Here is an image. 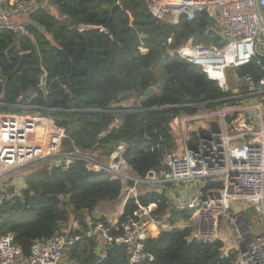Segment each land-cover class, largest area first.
I'll list each match as a JSON object with an SVG mask.
<instances>
[{
    "label": "trees",
    "instance_id": "1",
    "mask_svg": "<svg viewBox=\"0 0 264 264\" xmlns=\"http://www.w3.org/2000/svg\"><path fill=\"white\" fill-rule=\"evenodd\" d=\"M152 1L46 0L50 9L41 1L29 16L31 37L0 31V110L51 116L65 130L64 151L112 158L123 143V158L140 178L160 174L165 169L163 153L176 148L171 117L237 100L225 102L231 92H224L201 67L171 53L190 40L222 46L217 19L203 9L180 13L171 22L156 12ZM171 11V5L162 7L164 14ZM87 25L94 27L79 31ZM237 73L263 76L255 60ZM123 102L127 105L115 107ZM192 136L195 145L198 135ZM51 163L27 174L19 193L7 188L0 207V234L13 233L26 255L34 240L52 236L74 219H106L94 216V210L102 201H117L122 193L120 179L104 170L92 171L85 160L73 158L66 170L60 165L48 169ZM220 185L209 181L203 190ZM137 201L154 216H168L165 223L170 227L145 240V251L153 259L134 264H234L236 253L224 254L222 240L189 243L192 228L177 224L187 222L194 209L172 206L165 192L150 189L132 196L120 224L133 216ZM96 246L95 239H86L69 256L83 259ZM96 264L131 263L126 246L112 244Z\"/></svg>",
    "mask_w": 264,
    "mask_h": 264
},
{
    "label": "built area",
    "instance_id": "2",
    "mask_svg": "<svg viewBox=\"0 0 264 264\" xmlns=\"http://www.w3.org/2000/svg\"><path fill=\"white\" fill-rule=\"evenodd\" d=\"M152 2L160 15L163 6L171 5L178 15L206 9L217 19L215 28L222 38V46L194 44L190 40L171 53L201 67L210 79L219 82L224 92H228L227 71L234 68L245 90L231 93L223 100L236 99L237 102L216 108L202 107L196 114L171 117L169 126L176 148L163 153L165 169L145 179L140 178L123 158V143L117 146L112 158L79 149L64 151L65 130L57 126L51 116L0 110V181L45 160H52L48 169L60 165L65 170L73 158L85 160L92 171L104 170L122 181L120 199L123 203L137 196L139 184L156 190L162 188L172 206L194 209L190 219L183 223L192 228L189 240H222L224 254L236 253L234 264H264V0ZM38 5L39 0H8L0 11V31L10 30L19 37H31L29 16ZM253 60L260 66L263 76L258 79L250 73L239 76L237 68ZM41 84L44 85L43 76ZM208 119L216 123L204 129L189 127ZM193 132L198 135L195 145L191 144ZM187 180H194L200 186L190 200L182 196L186 190L180 193L178 185ZM209 181L221 185L204 191ZM6 192L7 188L0 183V207ZM250 200L254 202L244 207L243 203ZM137 204L133 216L121 224L111 218L96 220L86 216L83 223L76 219V224L68 228L64 225L52 236L34 240L29 255L24 253L13 233L0 234V264H80L81 260L69 256L68 251L90 238L102 247L97 262L106 257V249L112 244L126 246L131 264L151 260L153 257L146 253L144 242L147 238L158 237L164 227H170L165 223L168 216H154L149 207L138 201ZM251 208H255L260 221L249 219L247 212ZM224 225L231 231L232 244L226 243Z\"/></svg>",
    "mask_w": 264,
    "mask_h": 264
},
{
    "label": "rangeland",
    "instance_id": "3",
    "mask_svg": "<svg viewBox=\"0 0 264 264\" xmlns=\"http://www.w3.org/2000/svg\"><path fill=\"white\" fill-rule=\"evenodd\" d=\"M152 4H153V2H152ZM154 5L157 6L155 3H154ZM161 16L164 19H167V20H169L171 22H175L177 17H178V13L176 11H173V12L171 11L168 14H163L162 13ZM236 76H237L236 75V70H234V68H230L227 71V77H226L227 88H228V92H231L232 94H234L235 92H242V90H245V88L243 86V82L240 79H238ZM24 112H26V111H24ZM215 123H216V121H214L213 119H208V120H203L201 122H196L193 125L191 124V125H189V127L192 128L194 126V128H196V129H201V128L204 129L205 126L214 125ZM48 161L49 160H47V162L43 161L41 163H36L34 165H31V166H28V167L24 168L23 170L19 171L18 173L10 174L9 178L7 180L2 179L0 181V183H2V185L4 187H6L5 184L7 183L8 184V188H9L10 186H12L11 184H13V181H14V184L15 183L17 184L21 177H24L27 174H29L31 171H33L34 169L45 165L46 163H48ZM178 185L180 186L179 187L180 191H181L180 193H183V189L185 188L186 193L184 195L182 194V196H184L185 199H189V200H190V198L192 199L198 193V191L200 189V186L198 184H195L194 180L183 181V182H180ZM152 188H154V187H151V188L150 187H146L145 184H139L138 185L139 192L150 190ZM19 190L20 189H18V191ZM182 196H181V198H182ZM253 202H254V200H250V201H247V202L243 203V205H244V207H249V204L253 203ZM247 214L249 215V219L252 220V221L257 222V221L261 220L260 217L256 215L255 208H251L249 210V212H247ZM88 216H90V215H88ZM96 217H98V218L99 217H103V215H98V216L96 215ZM179 223L180 224H177L178 226H184L183 225L184 221L180 220ZM68 227H69V225H67L65 228H68ZM223 231L226 233V239L228 241L226 243L229 244V242H231V241L233 243V238H232V235H231V231H230L229 228L226 227V225L223 226ZM91 252H89V254Z\"/></svg>",
    "mask_w": 264,
    "mask_h": 264
},
{
    "label": "crops",
    "instance_id": "4",
    "mask_svg": "<svg viewBox=\"0 0 264 264\" xmlns=\"http://www.w3.org/2000/svg\"><path fill=\"white\" fill-rule=\"evenodd\" d=\"M7 2H8V0H0V11L6 7ZM40 2L41 1L39 0V4H40ZM45 2H46V0H45ZM44 5H45V3H44ZM17 19L19 21L22 20V18H17ZM5 185H6V188H8V184H5ZM11 185L15 188L16 192L19 193L25 187V176L21 177L17 184L16 183L14 184V181H13V184H11ZM18 189H20V190L18 191ZM124 206H125V203H123V201L120 198L115 202L102 201L98 204V206L94 210V216L103 215V216H105V218H111L113 220H119L122 213H123ZM72 224H76V219L72 220L67 225H72ZM64 225H66V224H64ZM226 242H228V241L226 240ZM229 244H232V241L229 242ZM68 254H69V251H68ZM78 258L81 260V262L84 260V258L83 259L81 257H78Z\"/></svg>",
    "mask_w": 264,
    "mask_h": 264
},
{
    "label": "water",
    "instance_id": "5",
    "mask_svg": "<svg viewBox=\"0 0 264 264\" xmlns=\"http://www.w3.org/2000/svg\"><path fill=\"white\" fill-rule=\"evenodd\" d=\"M42 1L43 3H45V7L50 9V4L49 3H46L45 0H40ZM72 22L74 23L75 20L73 19ZM35 49L36 51H38V48L37 46L35 45ZM26 57V54L24 53L23 54V58ZM43 88H45V86H43ZM192 92L196 93V94H201L202 93V90L201 89H195V88H191ZM127 105L126 102H123L121 104H117L115 105V107H122V106H125ZM8 112L9 113H13V109L10 108L8 109ZM160 194L163 193V189L162 188H159L157 190ZM61 198L63 199V196H61ZM191 242V240H189V243ZM101 250H102V247L101 246H97L90 254H88L84 260L80 263V264H96L97 263V260H98V255L101 253ZM62 264V263H61Z\"/></svg>",
    "mask_w": 264,
    "mask_h": 264
}]
</instances>
